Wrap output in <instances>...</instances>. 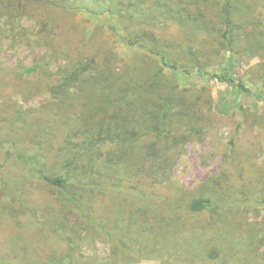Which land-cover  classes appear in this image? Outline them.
Returning a JSON list of instances; mask_svg holds the SVG:
<instances>
[{
	"label": "rangeland",
	"instance_id": "1",
	"mask_svg": "<svg viewBox=\"0 0 264 264\" xmlns=\"http://www.w3.org/2000/svg\"><path fill=\"white\" fill-rule=\"evenodd\" d=\"M123 38L137 45L131 47ZM263 42L264 0H0V142L9 141L15 152L23 153L6 162L0 150L4 179L0 180V264H70L63 258L73 253V245L77 252L72 256L80 262L113 264L122 253L117 233L122 239L124 224L141 216L139 208L146 211L143 220L156 226L154 232L160 231V237L156 235L165 255L171 246L186 253V245L171 242L172 233L182 234L177 237L181 240L189 228H195L200 243L211 241L210 230L229 236L212 247V254L215 250L220 257L217 264H264V49L259 47ZM154 45L178 62L179 89L188 97L184 104L192 112L210 114L189 122L188 137L171 150V163L165 162L173 168L164 185L145 187V195L138 198L134 178L105 181L110 192L103 202L111 211L105 218L119 223L117 229H106L108 237H93L89 225L71 229L53 190L40 180H25L31 152L27 146L42 143L36 154L46 162L44 169L59 170V158L81 147L77 142L84 139L80 133L91 116L90 107L100 106L105 96L113 97L104 85L115 84L120 76L129 79L133 69L140 78L153 77L163 66L150 52ZM191 56L196 60L190 61ZM86 65L91 68L90 80L82 84V91H72L71 102L61 105L48 92L33 91L26 98L43 75L54 85L64 69ZM33 67L40 69L22 76ZM187 69L195 75L187 76ZM107 70L110 81L98 82ZM211 75H223L225 81ZM239 81L253 94L242 90ZM166 89L167 84H161L156 92ZM20 106L25 112L16 131L13 111ZM41 110L50 133H39L35 125ZM26 127L23 148L16 138ZM66 136L68 145H63ZM144 142L135 141L137 146ZM106 156L97 159L100 166L135 168L130 162L119 166L118 159ZM25 185L35 191L28 193ZM178 189L181 193L176 194ZM198 198L212 199L218 209L199 215L188 212L186 202ZM178 201L184 208L179 226L165 233L166 217L161 215H172L166 203ZM59 232L64 233L62 241ZM71 234L74 237L69 239ZM131 235L141 236L137 230ZM203 250L199 247L194 256ZM201 257H207L206 252ZM121 262L165 264L160 255H136Z\"/></svg>",
	"mask_w": 264,
	"mask_h": 264
},
{
	"label": "trees",
	"instance_id": "2",
	"mask_svg": "<svg viewBox=\"0 0 264 264\" xmlns=\"http://www.w3.org/2000/svg\"><path fill=\"white\" fill-rule=\"evenodd\" d=\"M133 47L136 44L128 38H123V43H126ZM122 44V40L119 42ZM259 46L264 49V42ZM140 47H144L142 43ZM253 51V50H252ZM150 52L155 54L163 66L160 67L158 72L152 77L140 78L135 69L130 73L131 76L128 79L126 76H120L113 85H104V88L113 94L111 96H105V101L101 102V105L95 108L90 107V117H88L85 128L80 133L83 136L81 147L76 150L71 148L68 154H64L59 158L61 163L60 169H56L55 172L45 170L46 162L36 152H39L40 142H32L30 146H27V173L25 180L34 181L40 180L44 184L53 190V195L56 196L57 202L60 204V211L64 214L65 220L72 222V228L76 225H89L93 229L90 231L93 237H108L106 235L107 228L117 229L118 221L112 218L109 222L107 221L111 211L107 206V203L103 202L109 199L110 188L105 185V181L109 179H118L124 181L125 179L132 177L135 180L136 185L133 187L135 194L138 198L144 196V188L164 185L166 180L169 179L173 166H165L171 163L173 150L181 139H186L189 135V122L203 120L206 118V113H200L191 110L184 104V100L188 99L185 92L179 89V75L181 73L178 66V62H172L167 52H161L156 45L150 49ZM196 60L194 56H191L190 61ZM95 61V58L94 60ZM113 60L110 59V62ZM95 64H92L93 67ZM97 65V63H96ZM39 67L26 68L23 71L22 76H31L37 73ZM185 70L186 66H183ZM40 69V68H39ZM90 66H73L66 68L60 73V80L57 84L51 85V78L48 75H43L41 83L38 82L34 85V90H30L26 94L31 96L34 91L35 94L40 95L48 92L51 98L61 105H65L74 98L72 91L79 89L90 78L88 74H91ZM235 69V65L233 66ZM188 70V69H187ZM170 72L169 75L166 72ZM234 75L237 74L236 70H233ZM96 74V72L94 73ZM110 70L104 71L98 77V82H103L104 79L110 81ZM191 70H188L187 76H194ZM218 81H225L223 75H211ZM47 81V82H46ZM173 81L174 84L171 83ZM229 83H233L234 80H228ZM161 84H167V89L162 92H156V89ZM50 85V86H49ZM175 85V86H174ZM36 87H38L36 89ZM239 87L249 94H253L246 84L239 81ZM16 116L13 123V128L17 131L18 119L23 116L22 106L16 108L14 111ZM38 120H36V126L41 134L50 133L51 128H46V123L43 120L42 110L37 113ZM14 121V122H15ZM26 123V122H25ZM45 123V124H44ZM29 128V127H28ZM26 127L23 130L22 136H17L19 144L24 143V131L28 130ZM179 132L178 136L176 134ZM151 134L153 136H151ZM136 140H144L141 146H137ZM68 137L66 136L63 140V145H68ZM8 144V145H7ZM7 145V149L5 146ZM23 148H26L22 145ZM107 150V154L105 153ZM0 150H2L5 157V161L8 162V158L12 155H20L22 152H15L14 145L9 141L0 142ZM108 155V156H106ZM103 156L107 159H118L119 166H127L124 162L131 163L133 167L131 170L127 168L120 169L115 166H100L97 159L101 160ZM63 157V158H62ZM174 159V158H173ZM66 161V163L64 162ZM78 161L82 163V166H74L72 162ZM112 162V161H111ZM2 168L4 167L1 164ZM133 172V175L129 174ZM0 180L4 181L0 175ZM27 192L33 188L27 187ZM3 188V187H2ZM181 193L178 189L175 193ZM181 198L180 200L184 199ZM102 199V200H100ZM167 213L172 214L168 216L161 215L165 218L166 226L165 233H172L170 229H176L180 223L181 211L184 209L181 207L180 201L166 203ZM186 209L192 214H200L207 212L210 209L216 210L218 206L214 204L210 198H198L194 201L190 200L186 202ZM140 215H135L130 219L122 228V239L121 234L117 233L116 241L117 248L122 253H118L114 259L113 264L122 263L121 259H128L132 256H140L141 258H149L153 255H160L163 257L165 264H217L220 259L215 250L212 247L218 245L222 241L229 240V236L225 235L224 232L215 231L211 233L210 244L208 241L200 243L199 234L195 228H189L186 231L187 236L179 240L174 232V238L172 243L176 241L183 245H186L188 251L183 253L181 248H171L168 254L162 250L160 231L157 230L159 237L154 232L155 225L143 220V216L146 211L143 208L137 209ZM117 211H115V214ZM174 219V220H173ZM173 220V222H172ZM169 228V229H168ZM48 229V228H47ZM137 230L141 234L140 237L132 236V232ZM183 231H181L182 233ZM60 240L65 239L64 233L59 232ZM74 237V234L69 236V239ZM72 240H70L71 243ZM124 243V244H123ZM73 253L65 258H68L70 264H102L96 260L78 261L77 258H73L77 252L76 245H73ZM199 247L204 248L200 256L195 257V250ZM118 251V252H119ZM207 257H201L205 254ZM54 258L52 261H54ZM58 260L56 259V262ZM124 261V260H123ZM53 263V262H51ZM226 264V261H223ZM54 264V263H53ZM61 264V263H58ZM64 264V263H62Z\"/></svg>",
	"mask_w": 264,
	"mask_h": 264
}]
</instances>
